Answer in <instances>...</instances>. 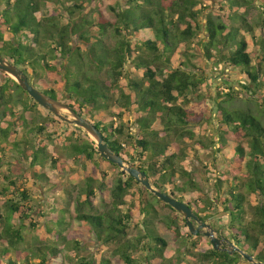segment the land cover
Returning <instances> with one entry per match:
<instances>
[{"label": "trees", "instance_id": "1", "mask_svg": "<svg viewBox=\"0 0 264 264\" xmlns=\"http://www.w3.org/2000/svg\"><path fill=\"white\" fill-rule=\"evenodd\" d=\"M204 1L207 0H118L110 7L114 18L109 19L92 4L93 0H0V55L21 68L35 87L65 101L92 121L114 152L130 166L144 171L157 189L187 203L203 222L215 213L229 210L231 222L227 228L225 224L220 225L223 229L219 231L220 236L224 237L227 232L229 237L225 238L264 264V52L253 51L256 46L264 51L263 24L258 30L257 23L248 20L253 0H217L221 14L212 9L204 13L203 10L211 7L210 3L202 6ZM49 5L54 7L49 9ZM87 8L93 11L95 21L85 17ZM92 23L98 27L96 35L87 29ZM75 36L80 38L76 46L72 44ZM195 47L214 64L239 69L245 79L240 86L250 95L246 105L233 106L235 92L229 87V92L224 94L226 98L214 100L220 129L208 143L203 140L204 130L196 127L204 115L184 107L190 103L191 94H198L207 80L204 71L193 61L197 56ZM255 53L259 55L257 61L253 59ZM174 57L177 58L173 62ZM135 72L142 74L137 76ZM47 74L54 75L55 83L60 79L57 90L47 83ZM9 85L17 92L11 93ZM111 102L133 115L139 132L136 137L126 136L140 148L138 159L122 147L118 138L123 135L122 125L113 127L102 118H95L97 114L103 115ZM38 107L41 106L11 77L0 85V153L10 143L22 159L30 162L31 178L45 182L47 176L38 167L47 160L56 169L62 167L60 160L48 153L46 141L56 133L48 128L46 116L38 115ZM206 120L210 121L209 116ZM19 127L24 131L21 134L17 132ZM75 128L78 130L76 141L67 145L78 160L98 169L104 163L112 164L99 154L90 138L78 141L83 133ZM12 131L20 134L18 141H11ZM27 134L36 139L34 144ZM188 140H193L198 147L216 144L217 151H232L226 161V178L216 177L214 181V198L185 200L182 196L196 187L186 168L190 157L189 146L185 144ZM230 142L236 145L231 147ZM232 168H238L239 173L232 174ZM100 174L105 176L104 171ZM118 174L110 189L103 180L95 185L94 175L85 174V198L77 202L75 218L95 235L100 248L115 245L113 256L121 264H136L134 253L140 249L152 253L143 257V264H163L168 244L158 234L153 220L148 219L156 211L144 195L146 188L133 177L122 175L120 170ZM177 176L185 178L182 184L175 183ZM48 184L52 183L48 180ZM134 185H139L137 200L146 218L142 222L144 233L128 238L133 204L125 210L124 207ZM96 190L106 192L101 201L102 211L93 201ZM9 191L4 187L0 195ZM252 195L257 198L254 202L250 201ZM154 198L157 197L154 195ZM162 203L171 209L173 218L183 217ZM5 206L0 213V264H34L30 262L28 249H20L26 240L24 228L34 226L31 220L29 226L24 224L32 218L29 191H16L7 198ZM216 207L217 212L203 215ZM63 211L67 209L59 208L55 212L62 214ZM61 218H55L56 227L45 228L52 243L44 250L39 248L33 252L39 257L37 264H62L63 254L57 243H65L70 238L63 233L67 217ZM222 218H213L210 225L215 226ZM182 220L187 226L185 219ZM202 235V232L196 234ZM186 237L192 238L189 229ZM187 238L181 237V245L175 256L168 258V264H181L186 253L197 256L205 264H239L242 257L235 250L230 254L213 246L196 252L188 248L185 253ZM190 242L193 248H198L195 241ZM74 244L77 246L80 242L74 240ZM112 261L103 257L96 264H112ZM81 263L91 264L83 260Z\"/></svg>", "mask_w": 264, "mask_h": 264}, {"label": "rangeland", "instance_id": "2", "mask_svg": "<svg viewBox=\"0 0 264 264\" xmlns=\"http://www.w3.org/2000/svg\"><path fill=\"white\" fill-rule=\"evenodd\" d=\"M117 1L118 0H93L92 4H95L97 7H99L107 18L113 19L114 15L110 7L114 6ZM216 1L217 0L204 1L205 5L202 6H208L207 4L210 3L211 7L206 8L203 10V12L206 13L212 9L214 10V13L221 14L219 6L215 3ZM71 3L73 4V2ZM252 5L253 7L248 12V20L250 22L257 23L256 28L258 30L263 28L261 36L264 38V2L262 0H253ZM53 7L54 5H49L48 8L52 9ZM198 7H200V5ZM87 9L85 10V17L88 16L89 20L95 21L92 13L93 11H91V9ZM260 24H263L261 25V28L259 26ZM87 29L91 34L96 35L98 33V27L96 23H92ZM6 38H8V35H6ZM72 40V44L74 46L80 43V38L78 36L73 37ZM82 48L84 47L82 46ZM255 50L259 54L264 52L259 50L257 46L253 48V51ZM195 52L197 56L193 59V61L204 71L207 80L198 94H191L190 103H186L184 107L204 115L200 119L199 125L196 127L204 130L203 140L208 143L209 140L215 139V134L220 129L219 115L216 111L214 100L217 98L221 101L226 98L224 94L229 92V87H231L235 92V99L231 103L233 106L246 105L250 95L246 93V91L240 86V84L245 81V79L243 75L240 74L239 69L230 68L223 64H214L212 61H209L203 57L202 51L198 47H195ZM258 56L259 55L256 53L253 54V59L257 61ZM176 58L177 57H174L172 61L174 62ZM52 63L58 65L59 61H52ZM135 74L137 76H141L142 73L135 72ZM7 77L8 76L6 74L0 72V85L5 84ZM46 79L47 83L54 86L56 90L59 88V78L57 79L58 82L55 83L54 75L47 74ZM9 90H11V93L13 94L17 92V90L12 85H9ZM218 94H220L221 97H218ZM26 96V94H22V97L27 99ZM17 109L19 110V107ZM38 110L40 112L38 114L39 116H46L45 120L48 128L56 133V135L51 140L46 141V145L48 147V153L60 160L59 162L62 169H56L55 166L49 160H47L44 162L43 166L38 167V170L43 171L47 176V179L52 184H48V180L42 182L36 177L31 178L30 170L32 169L30 162L22 159L21 156L18 155L14 150V146H11L10 143L6 144L5 151L0 153V190H2L4 187H7L10 191L6 192L5 195H0V213L4 212L6 208L5 202L7 198L12 197L16 191L21 192L25 189L29 191L33 207V210L30 211L32 213V218L25 220L24 224L29 226V221L31 220L34 226L24 228L26 240L25 243L20 246V249L25 247L28 249L30 262L34 264L39 262V257L33 255V252L39 248L44 250L46 245L52 243L51 237L44 232L45 228L48 225L51 227H56L55 218L59 217L62 219L61 217L63 216L67 217V225L64 226L63 233L70 239H68V241L65 243H57L61 249V253L63 254L62 264H82L81 260L91 264H96L97 260L103 257L112 258V264H121V262L117 261L116 257L113 256L115 245L112 244L100 248V244L97 242L95 235L89 230H86L85 227L81 225L80 221L75 218V208L77 206V202L79 200L82 201L85 198V195L83 194V187L85 186V174L90 173L94 175L96 179L95 185L99 184L103 180L105 187L110 189L114 185L116 178L119 175V168H116L112 164L104 163L103 166L99 167L98 169V167L94 166L93 164L84 162L80 159L78 160L75 155L69 151L67 145L70 142L76 141L78 130L75 128V125H67L65 122H63V120H60L47 113V110L42 107H38ZM97 115L98 116L95 118H102L104 123L111 124L113 127L122 125L123 135L118 137L122 142V147H124L133 156V158L138 159L137 153L140 151V148L135 147L133 140L126 136L129 134L136 137L137 133L139 132L137 127L134 125L133 115L128 112H123L117 106L113 105L112 102L110 103L109 109L106 112H103V115ZM206 116H209V122L206 120ZM92 119H94V117ZM20 131L21 128H17V132ZM23 132L24 131H21L20 134ZM82 133L83 134L80 135V139L78 141H87V138L90 137L84 131H82ZM20 134L18 135L12 131L10 135L11 141H18ZM67 137H69V139H67ZM27 138H32V144L36 142V139L32 135L30 137L27 134ZM185 144L189 146L188 154L190 155L189 159H187L188 163L186 168L189 170L190 177L195 182L196 187L191 188L186 193H182V196L185 200L196 197L201 199L205 197L214 198V181L216 180V177L221 179L226 178L224 170L227 167L226 161H228V159L232 156V151H217L215 149L216 144L214 147L209 145V148L198 147L194 145L193 140H188ZM230 144L231 147L236 145L233 142H230ZM101 171L105 172V176L100 174ZM231 173H239L238 168H232ZM184 180L185 178L183 177H175V183L182 184ZM138 189L139 185L133 186V193L130 194V199L126 201V205L124 207L125 210L127 207H130V205L133 204V206L130 208L133 209L134 215L131 219L128 229V238H134L144 233L142 222L146 217L140 210L141 206L137 200ZM145 190V197L153 204L156 211V213L153 216L148 217V219L150 218L153 220L158 234L164 238L168 244L164 252L165 259L162 260L163 264H168V258L175 256L176 249L181 245L179 243L181 237L187 238L186 236L188 234V228L182 220L183 217H179L177 219L173 218L171 209L162 202H159L157 198H154V194H152L150 191L147 189ZM223 192L225 191L223 190ZM96 194V197L93 199L94 204L97 206L99 211H102L101 201L103 196H106V192L105 190L103 193L96 190ZM221 196L223 198L225 196L224 193H222ZM256 199V196L252 195L250 201L254 202ZM59 208H66L67 211H63L62 214L56 213ZM86 209L88 208L86 207ZM218 210L219 208L216 207L214 208V211L208 210L203 213V215L211 214L213 212H217ZM172 220H174L173 223L170 222ZM224 224H226V215H223L222 220L217 221L215 226H211V228L214 229L215 235L217 237H221L219 231L222 232L223 229L219 227L220 225ZM168 225L170 229L168 228ZM224 234V237H229L227 232ZM74 240L79 241L80 244L76 246L74 244ZM186 240L187 243L185 247H182L185 253L186 249L188 248L192 252H196V250L200 248L208 249L212 246V244L209 242V238H207L205 235L196 236L192 234V238H187ZM190 241H195L198 245V248H193ZM230 241L233 242L232 240ZM151 254L152 253L146 251V249L138 250L134 253V256L137 258L136 264H143V257L145 255ZM186 255L185 259H183L184 261L181 264H205L204 262H200L195 255L188 253H186ZM188 258H190V260H188ZM249 263L250 262L246 261L243 257H241L239 261V264Z\"/></svg>", "mask_w": 264, "mask_h": 264}, {"label": "water", "instance_id": "3", "mask_svg": "<svg viewBox=\"0 0 264 264\" xmlns=\"http://www.w3.org/2000/svg\"><path fill=\"white\" fill-rule=\"evenodd\" d=\"M0 72L11 77L15 82L42 108L51 112L55 116L64 120L69 124H73L84 131L90 139L93 141L99 154L116 165L121 171L122 175H129L133 177L138 183L145 187L148 191L154 194L162 202L168 204L178 213H180L186 221L189 231L196 235L202 232L207 238H209L210 243L213 248L218 251H225L227 248L228 240L222 237H217L215 235L214 229L211 228L210 221L215 217H220L223 215H228V222L225 224L224 228H227L231 222L232 216L229 210L222 211L213 214L208 217L207 221H202L194 212L191 210L189 205L184 201L173 197L170 193L163 192L157 189L152 183L146 173L139 170L136 167L128 165L124 159L114 152L104 140V134L92 121L75 111L69 104L61 99H56L49 94H46L42 90L35 87L29 80L27 74L23 72L21 68L13 64L10 60L3 58L0 55ZM195 221L197 226L193 223ZM232 251H237L245 260L252 264H262L261 261L255 260L253 255L247 253L243 249L238 248L235 244L230 243Z\"/></svg>", "mask_w": 264, "mask_h": 264}, {"label": "flooded vegetation", "instance_id": "4", "mask_svg": "<svg viewBox=\"0 0 264 264\" xmlns=\"http://www.w3.org/2000/svg\"><path fill=\"white\" fill-rule=\"evenodd\" d=\"M194 224H195V226H197V223L194 221ZM222 238H225V237H222ZM225 239H227V238H225ZM228 240V239H227ZM228 243L229 244H227V248H226V250L225 251H232L231 250V247H230V243H232L230 240H228ZM230 254H232V253H230Z\"/></svg>", "mask_w": 264, "mask_h": 264}]
</instances>
